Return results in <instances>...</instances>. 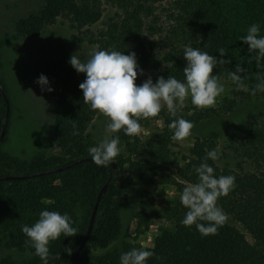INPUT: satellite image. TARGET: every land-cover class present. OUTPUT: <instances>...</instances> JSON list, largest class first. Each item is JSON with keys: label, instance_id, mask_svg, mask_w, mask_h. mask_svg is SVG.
Here are the masks:
<instances>
[{"label": "trees", "instance_id": "1", "mask_svg": "<svg viewBox=\"0 0 264 264\" xmlns=\"http://www.w3.org/2000/svg\"><path fill=\"white\" fill-rule=\"evenodd\" d=\"M60 18L66 19L77 33L84 34L94 48L125 54L135 52L143 70L142 75L138 73L137 85L149 77L154 82L160 76L169 75L183 80V50L185 46H192L216 57L213 74L219 81L230 78L229 74L239 64L245 69L237 74L240 83L264 95L256 87L264 79V57L257 59L241 41L254 23L260 25V35H264V0H44L41 12L22 19L18 26L22 33L34 37L44 26ZM220 49L224 50L223 57ZM37 74L46 75L54 89L48 93L57 104L55 139L63 154L46 160L40 169L14 173L18 168L0 150V193L8 195L5 200L0 199V229L14 228L15 214L23 222L24 213L30 210L37 213V218L40 211L50 210L67 213L73 219L72 205L65 198L73 204L79 198L85 199L92 212L99 191L107 183L88 242L93 247H106L118 236L117 202L124 197L132 175L138 174L142 181L149 182L153 180L152 175H164L167 171L180 179L179 188L165 209L167 223L160 227L154 245L146 248L155 253L147 264H264V120L253 122L252 128L243 127L242 132L248 138L243 146L245 153L232 167L221 163V154L217 161H207L216 176H235L236 187L218 200L227 219L216 234L203 237L195 225L185 227L180 223L187 209L179 196L186 183L196 182L194 166L202 162L207 151L218 150L214 137L197 136L190 154L177 165L166 135L156 133L141 139L139 134L128 136L121 130L113 134L119 136L121 147L116 157L117 167L97 166L88 156L91 145L86 136L96 111L83 103L79 88L83 81L78 79L77 71L69 59L58 57L41 62ZM162 112L156 117L141 119V126L164 116ZM10 119V99L0 80V142L6 138ZM74 131L79 134L74 135ZM84 157L89 159L78 162ZM55 167L63 170L31 176ZM123 173L129 176L122 179ZM14 174L28 177L4 178ZM53 178L59 182L55 183ZM141 209L154 211L151 195L141 202ZM85 233L80 241L75 236L63 235L52 241L48 264H119L117 256L92 258L86 247L73 259ZM66 248L72 249L71 255ZM0 264L14 263L4 260ZM32 264H44V261L36 257Z\"/></svg>", "mask_w": 264, "mask_h": 264}, {"label": "rangeland", "instance_id": "2", "mask_svg": "<svg viewBox=\"0 0 264 264\" xmlns=\"http://www.w3.org/2000/svg\"><path fill=\"white\" fill-rule=\"evenodd\" d=\"M43 6L44 0H0V80L6 86L11 103L8 132L5 140L0 142V150L18 168L14 173L40 169L46 160L63 154L55 139L56 100L47 91H41L36 83L40 63L58 57L70 60L76 52L81 60H86L94 49L86 36L77 33L63 18L44 26L37 36L22 33L19 22L31 14L40 13ZM78 79L84 81L85 74L78 73ZM220 82L225 91L216 98L213 106L197 108L188 98L176 117L165 107L162 109L164 116L141 126L140 138L146 139L156 133L166 135L178 165L190 154L197 136H211L222 155L221 163L232 167L245 153L243 146L248 138L242 132L243 127L252 128L253 122L264 120V95L254 92L248 85L239 87L231 78H222ZM176 118H184L193 124L191 135L183 141L173 140V130L168 127ZM107 122L106 116L95 112L86 132L91 146L103 139ZM152 174L150 172V176ZM128 176L123 173L121 178ZM152 176L153 180L145 182L140 175H132L124 197L117 202L120 216L117 238L106 247H93L88 243V255L92 258L117 256L119 259L121 253L132 248L146 249L154 245L160 227L167 223L165 209L177 195L180 179L167 171L164 175ZM53 181L59 182L55 178ZM147 195L155 201L153 212L141 209V202ZM6 196V193H0L1 200ZM65 201L72 205L73 226L77 229L75 237L80 241L90 219V204L83 198L74 204L67 198ZM15 217L14 228L0 229V262L32 264L37 256L26 243L27 237L21 226L35 223L37 213L26 211L23 222L17 213Z\"/></svg>", "mask_w": 264, "mask_h": 264}, {"label": "clouds", "instance_id": "3", "mask_svg": "<svg viewBox=\"0 0 264 264\" xmlns=\"http://www.w3.org/2000/svg\"><path fill=\"white\" fill-rule=\"evenodd\" d=\"M241 41L247 45L250 54L255 53L257 59L264 57V35H260L258 23L248 27ZM76 53L71 56L69 63L77 73L85 74L84 81L79 85L83 92V103L108 118L103 139L87 149L88 156L97 166H109L120 154L119 136L113 134L122 130L128 136L138 135L141 131L139 121L156 117L165 107L176 117L188 98L197 108L211 107L225 91L218 76L213 74L217 65L216 57L192 46H185L183 50V80L169 75L167 78L160 76L154 82L149 77L140 85L136 81L138 73L142 75L143 70L139 67L135 52L125 54L112 49L94 48L86 60H81ZM219 54L223 57L224 50L220 49ZM244 71L237 64L235 71L229 74L239 87H243V84L237 74ZM36 83L41 91H54L44 74L39 76ZM256 87L264 91V79ZM168 127L173 130V140L183 141L191 135L193 124L184 118H176ZM73 134L78 135L79 132L74 131ZM219 158L217 149L207 151L202 162L194 166L196 182L186 183L179 196L181 204L187 209L180 223L185 227L195 225L203 237L216 234L218 227L227 219L223 209L218 206V200L236 187L235 176H216L214 168L207 162H215ZM73 224L72 217L67 213L42 210L35 223L22 225L21 231L27 237L26 243L34 249V254L44 264H48L50 243L62 235L75 236L77 229ZM66 249L71 255L72 249ZM154 255L151 250L132 248L121 253L119 264H147Z\"/></svg>", "mask_w": 264, "mask_h": 264}, {"label": "water", "instance_id": "4", "mask_svg": "<svg viewBox=\"0 0 264 264\" xmlns=\"http://www.w3.org/2000/svg\"><path fill=\"white\" fill-rule=\"evenodd\" d=\"M9 109L10 108L8 106V113H9ZM88 159H89V157H84V158L79 159L78 162L79 161H83V160H88ZM111 165L113 167H117V163L115 161L112 162ZM62 170H63L62 167H56V168H52V169L36 172V173L32 174L31 176H42V175H45V174H51V173L59 172V171H62ZM27 177L28 176H26V175H8V176H5L4 178L5 179H24V178H27ZM107 186H108V184L106 183L101 188V190L98 193L96 202H95L94 207H93L92 212H91V216H90V220H89V223H88V227H87L86 233H85V235L83 237V240L81 241L80 245L78 246V248L74 252L73 257H72L73 259H75L76 257L79 256V254L84 250V248L87 246V244H88V242L90 240V237H91V234H92V230H93V227H94V223H95V219H96V215H97L98 206H99L102 194L106 191Z\"/></svg>", "mask_w": 264, "mask_h": 264}]
</instances>
